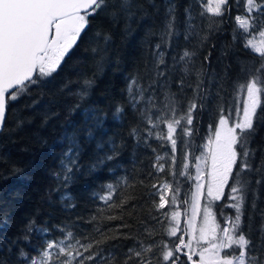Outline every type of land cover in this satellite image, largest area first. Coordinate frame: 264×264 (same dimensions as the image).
Wrapping results in <instances>:
<instances>
[{
  "label": "trees",
  "instance_id": "16d2710c",
  "mask_svg": "<svg viewBox=\"0 0 264 264\" xmlns=\"http://www.w3.org/2000/svg\"><path fill=\"white\" fill-rule=\"evenodd\" d=\"M235 1L229 0V6ZM174 2L181 34L171 41L170 47L168 42L162 45L166 63L171 67L173 56L179 57L185 48L194 51L195 67L200 68L203 64L209 74H217L220 92L210 110L196 113L191 149L180 146L182 150L177 154L176 168L177 171L183 170V164H189L186 175L174 178L170 174V144L155 137L145 143L143 127L138 129L139 138L130 134L138 119L128 103L127 80L137 73L143 74L146 65L153 64V53L157 51L155 45L160 42L158 33L163 27L164 0H156L161 5L158 14L148 6V16L141 18L142 13L133 9L136 16L130 19L122 13L113 18L112 13L118 11L119 0H107L108 6L90 17L86 35L78 40L60 70L47 81L32 85L28 94L8 108L5 127L0 132V260L17 264L16 251L19 248H24L31 255L36 254L34 249L43 244L45 237L32 233L28 241L22 238L25 225L30 220L49 228L48 239L60 237L57 226L61 225L72 229L78 236H90L95 240L116 237L99 247L105 256L114 253L118 261L123 259L129 248L137 247L139 241L145 244L154 241L178 244V236L169 237L166 234L169 220L155 209L153 199L158 203L159 197H149L150 192H155L151 186L167 181L175 187L178 181L179 200L186 210L194 157L198 155L209 129L219 118L221 106L223 114L232 118L238 108L237 85L264 63V57L244 46L242 35L231 19L234 10H230L231 14L211 29L207 13L203 18L197 15V30L207 35V39L201 42L199 37L194 36L185 41L184 8L191 0ZM133 3L146 4V0H133ZM200 10L197 5L195 12ZM97 32L108 39L98 37ZM93 48H98L99 52H92ZM205 57L209 59L205 60ZM180 75L178 66L173 78ZM86 79L93 83L87 88L84 98L80 99L76 93L85 88ZM215 92L216 89H213ZM117 107L124 109L119 119L115 116ZM259 112L264 116V105ZM96 118L101 120L99 126L95 125ZM256 127L251 147L255 150L254 163L259 167L264 161V121H258ZM89 131L92 132L91 138ZM164 131L166 133V128ZM65 133H75L82 148L81 170L72 175L67 185L63 184L62 177L57 180L52 175L60 170L61 155L66 148L63 142ZM98 144L102 148H97ZM189 151L192 156L185 160V153ZM107 155L113 158L105 159L104 163L92 168L96 161ZM157 155L166 157L160 161L165 164L164 172L154 167ZM250 175L253 180L258 178L255 173ZM124 178L126 182H122ZM108 184L114 188L113 200L109 202L115 205L113 207L95 198V194L104 193ZM252 189L242 217V228L245 233L251 228L255 238L256 229L264 222L260 215L264 212V186L253 182ZM228 192L226 186L225 196L213 204V213L222 225L235 215L232 208L226 207ZM65 194L71 199L64 201L62 197ZM123 200L128 202L120 207ZM253 200L257 205L255 210ZM65 203L75 207H65ZM172 209L167 208L166 211ZM93 216L97 219L92 220ZM96 228L104 236L98 235L94 231ZM145 229L154 230L153 235L149 236ZM180 235L185 238L184 226ZM13 241L16 243L13 244ZM178 255L179 264H190L185 253Z\"/></svg>",
  "mask_w": 264,
  "mask_h": 264
},
{
  "label": "snow or ice",
  "instance_id": "6c2138e0",
  "mask_svg": "<svg viewBox=\"0 0 264 264\" xmlns=\"http://www.w3.org/2000/svg\"><path fill=\"white\" fill-rule=\"evenodd\" d=\"M240 2L241 0H237V7ZM197 5L201 8L198 13L195 12ZM107 6V0H0V129L5 127L10 104L28 94L32 85L47 81L60 70L78 40L86 35L90 17L99 14ZM148 6L159 13L161 5L156 0H146V4L119 0L118 11H113L112 16L116 18L122 13L130 19L136 16V11H133L136 9L142 13L141 18H144L149 15ZM163 7V27L158 33L160 42L155 45L157 51L153 53V64L146 65L143 74L137 73L128 77L127 94L128 103L138 119L137 126L131 129L130 134L139 138L138 129L143 127L145 143L149 138L155 137L170 144L172 167L169 171L175 178L185 176L189 168V164L184 163L183 170L177 171V154L182 150L181 145L191 149V137L194 133L192 126L196 113L210 110L220 92L217 74H209L203 64L200 68L195 67L194 51L185 48L182 55L173 56L172 66H168L162 45L168 42L170 47L171 41L181 33L174 0H164ZM226 11H230L229 0H207L206 4L204 0H191L184 8L185 41L194 36L199 37L201 42L207 39V35H202L197 30V15L203 18L208 13L213 17H222ZM244 11V15L235 16L237 29L245 34L244 46L264 57V0H244ZM215 23L211 22L209 29ZM255 34L261 38L258 42L261 47H257L253 39L247 38ZM96 35L108 39L101 32ZM233 39L236 40L237 37L234 36ZM91 50L94 53L99 52L98 48ZM178 66L181 75L173 78ZM92 83V80L86 79L85 88L76 95L83 99ZM213 89H216L215 94ZM237 90H246L247 93L243 100V115L240 116L237 109V120L229 126L230 117L223 114L224 109L221 106L219 123L214 130L215 139L209 136L207 143L202 146L204 151L200 156L194 157L197 183L192 194V216L186 221V235L190 237L187 242L183 236L178 237L179 244L174 245L163 241L149 244L139 241L137 247L129 248L123 259L118 261L114 253L105 256L103 249L99 247L107 243L108 239L116 237L95 240L90 236H78L72 229L61 225L57 226L60 237L48 239L49 228L30 220L25 225L22 238L28 241L29 234L38 233L45 239L38 249H34L35 255H31L24 248L17 249V264H179L178 253L184 248L188 249L185 253L188 261H192L193 255H199L198 264H264V222L256 229L255 238L251 228L248 233L242 228V217L245 215L248 196L253 192V182L257 186H264V161L259 167L255 165V150L251 147V140L257 132L256 124L264 121V116L259 112L264 105V63L255 68L245 82L239 83ZM123 111L122 107H117V119ZM100 124L101 120L96 118L95 125ZM88 136L92 137L91 131ZM63 142L66 143V148L61 155L60 170L52 175L57 180L62 177L63 184L67 185L72 175L81 170L79 161L82 148L75 133H65ZM97 148H102V145L98 144ZM191 156L190 151L186 152L184 159L188 160ZM112 158L107 155L96 161L92 168L104 163L105 159ZM165 159V156H156L157 163L154 167L160 172L165 171V164L160 163ZM205 169H208L207 172ZM252 173L257 174L258 178L253 180L250 175ZM122 182H126V178ZM226 186L229 188V203L226 207L232 208L235 215L226 219L222 225L216 220L213 204L225 196ZM151 187L155 192H150L149 197H159L158 203L153 199L155 209L169 219L166 209L177 203L180 195L179 182H176L175 187L167 181ZM205 187L208 202L202 209L203 222L197 227L196 217L201 212L200 200L205 194ZM113 193V185L108 184L104 193L95 194V198L113 207L115 205L109 204L113 200ZM62 199L68 201L71 198L65 194ZM127 202L123 200L119 206L123 207ZM65 207L75 205L65 203ZM252 207L254 210L257 207L255 200ZM180 215L179 211L171 212L170 226L166 230L169 237L177 236ZM260 215L264 220V212ZM96 219V216L92 217V220ZM94 231L104 236L99 228ZM145 231L151 236L154 230ZM12 243L15 244L16 241ZM0 264H7V261L0 260Z\"/></svg>",
  "mask_w": 264,
  "mask_h": 264
},
{
  "label": "rangeland",
  "instance_id": "374dc122",
  "mask_svg": "<svg viewBox=\"0 0 264 264\" xmlns=\"http://www.w3.org/2000/svg\"><path fill=\"white\" fill-rule=\"evenodd\" d=\"M204 2L206 4L207 3V0H204ZM229 7H230V10H234L231 19L234 21L235 27L237 28V25L235 23V16L238 15V14L239 15H244L245 14V11H244V0H243V3L239 5V7H237V0L235 1V4H232ZM227 14L230 15L231 14V11H226L225 14L222 17H213V16H211V14H208L207 13V15L209 16L210 22H213V21L216 22L214 25L221 24V22H223V20H224V18H225V16ZM240 33L242 35V38H243V41H244V44H245V34L242 33L241 31H240ZM247 38L253 39L254 44H256L257 47H261V45L258 43L260 41V39H261L258 34H255L254 36H248ZM249 50L252 51L251 49H249ZM245 81H243V82H245ZM246 97H247L246 90L239 91L238 108L237 109H239L240 116L243 115V100L246 99ZM237 109H236L235 113L233 114L232 118H229V126H231L232 124H234L236 122V120H237ZM218 123H219V118L216 120L214 126L209 129V131H208V133L206 135V138L204 139L203 143L201 144V147L199 148V152H198V155L197 156H200L201 153L204 151L202 146L207 143V140H208V137L209 136H212V138L215 139L214 130H215V126L218 125ZM195 164H196V161L194 163L191 189H190L189 195L187 197L186 210L184 208H182V205L183 204L179 200V196H178L177 203L172 206L173 207L172 210H169L168 211L169 219H170V216H171V212L172 211H179L181 213V215L178 217V220H179V223H180V229L177 232V236L178 237L181 236L180 233L182 231V226H184V228H185V238H184L185 239V242H187V240L190 238L188 235H186V229H187L186 221H187V219H189L192 216V194L196 190L195 189V185L197 183V181L195 180V176H196V167H195ZM210 165H211V161L209 160L208 161L209 168H210ZM201 166L203 167V165H201ZM207 170L208 169H205V172H207ZM204 192H205V194H204V196L200 200L201 212L196 217L197 227H199V225L203 222V210L202 209H203V206L205 204H207V202H208L207 201V198H206V187H205ZM185 212H186V215H185ZM196 234L199 235L198 232ZM177 241H178V244H179V239ZM203 246L204 247H207V245H203ZM194 248H195V245H194ZM197 251H198V249H197ZM181 252L187 253L188 252V249L187 248H184V249H182ZM187 260H188V258H187ZM189 262H190V264H193V262H195V264H198V262H199V255H193L192 256V261H189Z\"/></svg>",
  "mask_w": 264,
  "mask_h": 264
},
{
  "label": "water",
  "instance_id": "95a60500",
  "mask_svg": "<svg viewBox=\"0 0 264 264\" xmlns=\"http://www.w3.org/2000/svg\"><path fill=\"white\" fill-rule=\"evenodd\" d=\"M2 129H0V132H1Z\"/></svg>",
  "mask_w": 264,
  "mask_h": 264
}]
</instances>
